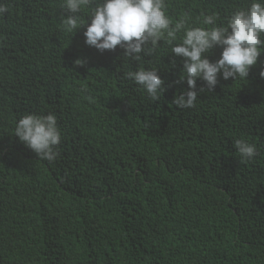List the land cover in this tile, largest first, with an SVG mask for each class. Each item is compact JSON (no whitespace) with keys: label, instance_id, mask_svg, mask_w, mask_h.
I'll list each match as a JSON object with an SVG mask.
<instances>
[{"label":"trees","instance_id":"trees-1","mask_svg":"<svg viewBox=\"0 0 264 264\" xmlns=\"http://www.w3.org/2000/svg\"><path fill=\"white\" fill-rule=\"evenodd\" d=\"M3 2L0 264H264V54L245 82L218 75L208 92L197 80L196 106L177 109L182 59L163 41L141 54L164 81L154 103L125 79L139 65L123 49L101 53L85 28L63 31L60 0ZM248 2L168 0V14L195 23ZM28 113L57 116L54 162L14 136ZM238 138L257 144L253 161L234 154Z\"/></svg>","mask_w":264,"mask_h":264},{"label":"clouds","instance_id":"clouds-1","mask_svg":"<svg viewBox=\"0 0 264 264\" xmlns=\"http://www.w3.org/2000/svg\"><path fill=\"white\" fill-rule=\"evenodd\" d=\"M168 7V0H60L61 12L67 13L66 18L60 17V26L71 35L85 28L84 43L98 52L113 51L117 46L123 49V59L139 65L137 70L127 71L125 79L154 103L166 91L164 81L158 75V67L145 69L149 61H144L141 54L154 57L165 45L167 54L182 59L177 82L187 85V90L172 100L177 109L196 106L198 94L205 90H197V80L205 83L208 92L216 87L218 75L224 80L246 81L250 68L264 54V0H249L245 7L236 8L223 18L216 11L202 12L195 23L190 11L174 21ZM7 12V4L0 0V17ZM214 48L221 49L220 57L210 62L207 57ZM74 63L83 66L86 61L77 59ZM259 75L264 78V70ZM14 136L38 160L52 163L59 156L62 133L54 113L20 116ZM232 147L241 163L251 162L259 154L257 144L246 138L236 139Z\"/></svg>","mask_w":264,"mask_h":264}]
</instances>
